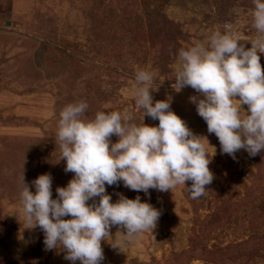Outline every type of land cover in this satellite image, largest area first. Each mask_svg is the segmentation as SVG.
Instances as JSON below:
<instances>
[{"label":"rangeland","instance_id":"rangeland-1","mask_svg":"<svg viewBox=\"0 0 264 264\" xmlns=\"http://www.w3.org/2000/svg\"><path fill=\"white\" fill-rule=\"evenodd\" d=\"M252 10V0H0V264H72L64 251L45 250L39 227L24 228L22 180L34 193L32 181L50 174L56 198L57 187L73 178L64 171L66 161L57 162L55 142L59 113L69 103L86 101L87 118L101 110H129L140 124L143 110L135 108L133 97L139 69L154 73L153 103L170 96L171 109L195 134L207 137L210 153L215 148L209 164L214 179L199 199L190 198L191 181L147 194L122 181L106 184L113 203L121 194L139 196L161 214L153 232L140 234L124 251L111 246V237L102 240L101 264H264V150L250 156L241 149L235 159L222 153L190 102L199 94L191 87L173 88L179 49L217 30L251 47L257 35ZM149 17L152 28L164 25L170 37L152 41L145 30L135 34L134 25L147 29ZM259 55L264 67V53ZM144 123L159 121L145 115ZM118 230L126 231L112 226L110 232L121 239ZM203 243L215 249L216 260L194 255Z\"/></svg>","mask_w":264,"mask_h":264},{"label":"clouds","instance_id":"clouds-1","mask_svg":"<svg viewBox=\"0 0 264 264\" xmlns=\"http://www.w3.org/2000/svg\"><path fill=\"white\" fill-rule=\"evenodd\" d=\"M252 3L257 35L249 41L251 47L246 48L237 36L214 31L206 40L179 49L174 76L177 92L191 87L199 94L190 96V102L208 133L218 138L221 152L233 159L241 149L250 156L264 150V67L259 55L264 53V0ZM154 78L148 70L135 73V108L143 110L140 124L129 110H101L87 118L89 106L84 100L61 109L55 137L60 149L57 162L65 160L64 171L74 176L67 186L57 187L56 198L48 173L32 181L34 193L23 178L19 194L24 228L43 231L45 250L64 251L72 264L77 260L101 264L102 240L109 242L111 237V246L124 251L140 234L153 232L160 211L139 196L129 199L121 194L113 203L106 184L122 181L130 190L147 194L149 189L172 191L191 181L187 187L191 199L206 194V185L214 179L209 164L215 148L210 153L207 137L195 134L171 109L170 96L153 103ZM145 115L158 120V125L145 124ZM113 135L118 137L115 143ZM112 226L126 230H118L121 239L113 238Z\"/></svg>","mask_w":264,"mask_h":264},{"label":"trees","instance_id":"trees-1","mask_svg":"<svg viewBox=\"0 0 264 264\" xmlns=\"http://www.w3.org/2000/svg\"><path fill=\"white\" fill-rule=\"evenodd\" d=\"M150 20H151L150 17L147 18V21L149 22L147 29H144V27H142V26L140 27L138 24H135L134 28H133L135 31V34L138 32V34L140 35L143 32V30H145L144 33H142V34H145L146 36H148V39L149 40L152 39V41L153 40L156 41V39H158V37H160V36L166 37V38L170 37V35L166 32L167 28L164 27V25L161 26V24L158 23L160 25L159 27H153L152 28ZM160 21L163 22V24L167 23V20H165L164 18H163V20L160 19ZM153 45H154L153 42H151V44L149 46H153ZM141 46L144 47V43L141 44ZM239 246H240V244L238 245V249H239ZM241 248L242 247H240V250H241ZM194 253H195L194 255H196L197 257H202L204 259H209V260H213V261L217 259V258H215V256L217 255L215 249L206 248L205 243H203V245H201L200 247H196Z\"/></svg>","mask_w":264,"mask_h":264}]
</instances>
